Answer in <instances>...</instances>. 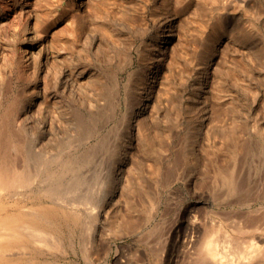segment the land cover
<instances>
[{
	"label": "rangeland",
	"instance_id": "1",
	"mask_svg": "<svg viewBox=\"0 0 264 264\" xmlns=\"http://www.w3.org/2000/svg\"><path fill=\"white\" fill-rule=\"evenodd\" d=\"M68 1L0 0V119L8 104L18 112L28 100L33 84L42 77L45 52L68 50L64 43ZM180 2L186 8L182 21L186 34L175 43L170 69L161 79L162 126L142 131L144 140L137 142L126 125L137 94L133 92L130 102L125 96L150 70L155 43L164 32L158 24L145 26L142 17L162 5L158 0L90 3L98 45L91 50L84 39L86 31L80 38L75 31V55L81 67L99 72L94 76L98 81H87L83 91L97 109L95 113L86 106H81V113H72L71 106L60 109L61 129L49 132V143H44L56 157L52 164L46 151L31 144L35 127L22 126L21 137L40 177H30L26 193L15 201L0 196V222L6 227L2 243L9 240L8 231L23 222L45 230L43 238L52 246L16 247L18 253L4 255L0 264H214L215 260L264 264V0L237 3L239 11L221 19L214 11L218 0ZM226 18L231 20L228 29H238L235 40L243 51L230 49L226 62L220 63L226 82L219 87L223 97L215 119L220 126L212 144L205 145L207 158H195L194 115L201 113L194 99L201 95L197 85L205 74L192 66L203 51L199 37L210 36L214 25H222ZM254 18L256 33L248 28ZM114 19L130 28H114ZM40 36L49 43L40 44ZM119 49H129L132 61L116 64L112 57ZM62 62L60 58L59 66ZM114 85L120 89L117 95ZM46 110L47 106L40 107L42 119L49 117ZM130 142L140 159L136 156L134 163L123 166V152L130 150ZM122 167L129 174L116 177ZM56 190L78 204L52 202L47 191ZM210 244L215 247V260L203 261Z\"/></svg>",
	"mask_w": 264,
	"mask_h": 264
},
{
	"label": "bare ground",
	"instance_id": "2",
	"mask_svg": "<svg viewBox=\"0 0 264 264\" xmlns=\"http://www.w3.org/2000/svg\"><path fill=\"white\" fill-rule=\"evenodd\" d=\"M158 1L161 3L162 8H157L152 12H150L149 14H144L142 17L143 21L141 22L145 26L150 24H158L161 27H164L163 30L164 32L163 34L159 35V39L155 43L156 48L154 49V59L150 67V70L139 78L140 80H138L137 84L135 85L136 90H132L128 88L125 96L126 99L125 101L130 102L133 92L137 94V98H136L137 102L133 104V108H132V117L131 119H129L128 124H126L127 127H129L130 129H132V131H134L135 133L134 141L136 142L137 140L140 139L144 140V133L142 131L151 132L157 130V128H161L162 126V124H160L159 112L162 109H164V106L160 105L158 107L161 100V90L163 88L161 79L166 75V71L170 69L168 62L170 58L173 56V49L175 43L176 42L181 43L186 34L182 24V21H184L185 19L184 15L186 14V8L180 5L181 3L180 0H158ZM93 2L94 0L68 1V6L66 9L70 12V15L67 18V22L65 26L67 29V35L65 36L64 43L67 44L69 52L68 50L63 52H56V51L48 52L47 50L43 55L42 63L40 62L41 64H40L39 73L42 75V77L38 78L37 81L33 84L30 90L28 100L25 102V104L21 105V108L18 110V112L16 110L17 107L14 108L13 105H9V104H8L9 106L7 105L5 107V110L3 111V116L0 119V196H4L8 200L13 199L15 201L17 198L22 197L26 193L28 187L30 186L32 179L34 180L35 177H38L40 175V171H39L40 168L39 169L38 167L36 168L35 166L36 163L35 162L33 163L32 160L33 156L30 154L28 147L26 146V141H24V139L21 137L22 133L20 131V128H22V126L25 127L27 124H30L31 126L35 127L36 133L34 134V137L31 140V144L34 143L37 146V148H39V151H44V152L46 151L45 153L47 159H49L47 160L49 161L48 164H52L50 162L56 157L54 156V153L51 151L50 148L47 149L48 146L44 147V143H49V140L47 139L50 137L49 132L54 134L55 130L61 129L60 124L64 122V120L61 118L62 114L60 113V109L63 112V110H65L64 108L68 109L69 106H71L72 113L73 111L81 113L82 112L80 111L81 106L84 107L86 106L89 108L90 111L92 112L94 111L95 107L93 108L92 106L94 102L91 103L92 100L88 102L89 101L88 97H85L86 95L85 96L83 95L86 91L85 92L83 91L85 88L84 85L87 84L86 83L87 81L91 82L93 81V79L94 82L98 81V78L95 77H97L99 72L98 74H96V71H89L80 66L78 62V58L75 55L76 44H77L76 42L78 39L74 37L75 34L77 33V38H80L83 36V32L86 31L84 35V39L88 40L89 48L93 50L94 48L97 47L98 35L94 31V29H92L91 26V22L96 21V16L95 15L91 16L90 6L92 4L90 3ZM248 2L249 0H218L216 6L214 7V11L216 12V15H218L217 17L221 19L223 15H227L228 13L235 14L236 12H238L239 9H237V3H239L240 5L242 4L244 5ZM256 19L257 18H254L250 20V22L248 23L249 30L251 31L254 30L255 33H256L255 29L258 26ZM230 22H231L230 19H227L226 21L224 20V23L222 25L219 24L214 25L213 30L211 31L212 34H210V36L208 35V37H205V35L201 34L202 36L199 37L202 40L203 51L202 53L199 52V54L194 59L193 62L194 65L192 66V68L197 73H204L205 79L199 81V84L197 85L198 88L197 92L198 93L201 92V95L200 97L194 99V101L197 103V107L199 108L201 114L194 115V119L196 122L195 126L198 135L194 139V143H193V151L195 152L194 155L196 156V157L193 156V158L194 157L207 158L208 155L206 151L208 149L205 151L206 149L205 145L212 144L213 141L212 138L214 136L213 133L217 132L216 130L220 126V122L218 123V121H216L215 119L216 115L219 114L218 112L220 106L219 101L222 99L221 97H223L222 95H219L220 93L219 87L224 85V83H226L225 76L222 74L223 65L220 63L221 61L224 63L226 62L225 56L230 49H233L235 52H241V54L243 51V49H240V47H238L235 40L237 39L236 36H238L236 35L235 31L238 29L236 28H235L236 30L228 29ZM112 23H114V28L116 29L119 28L122 29L124 26V24L120 19H114ZM104 24H102V26ZM52 27L53 26H51V28ZM238 27L241 26L238 24L237 28ZM126 28L129 29L130 27L127 25ZM75 31L77 32L75 33ZM233 36L235 38H233ZM42 37L43 36H40V38ZM48 43H49L48 38L43 37L41 39L40 44L46 45ZM60 58L63 61L61 66H59ZM112 60H115L116 64H118V62L125 64L126 60L129 63L130 61H132V58L129 55V49H126L125 51L119 49L113 55ZM123 60L125 61L123 62ZM188 79L189 77L187 78V80ZM103 82L105 83L106 81ZM107 85L109 84H106V86ZM115 88H116V93H114V95L115 94L117 95V92H119L120 89L117 86H115ZM100 91H102V88ZM91 94L93 93L91 92ZM97 94L99 93L97 92ZM93 98L94 96L93 97L91 96V99ZM215 102H217L219 105L217 104L215 105ZM42 105L47 106L46 112L49 113L48 118L45 116V118L42 119V114L40 112V107ZM76 115L78 116L77 113ZM80 118L81 117L79 116V119ZM80 122H82V120ZM257 126L254 125V128L256 129ZM129 146H130V150H128V152L127 151L123 152L124 157L121 160L123 166L125 163L127 164V166L129 162L130 164L131 162L134 163V161L137 160L136 156H138L139 154V150L138 153L136 152V150L134 151V147H135L134 143H132L131 145L130 142ZM138 146L139 145H137L136 143V148ZM48 150H50L51 153L48 154L47 153ZM45 164L47 163H44V165ZM47 167H49V165ZM125 168L124 169L123 167L120 168L117 171L116 177H125L127 173ZM53 171L54 170H52V172ZM46 174L48 176V173ZM128 174L129 172L127 173V175ZM58 175L59 174L57 173V177ZM50 176L51 175L49 174L48 177ZM30 177H32V179H30ZM47 195L52 198L51 199L52 202L59 204V206L72 207L78 204V203L76 204L77 201L76 202L67 201L59 194L57 190L55 192L47 191ZM35 217L40 218L38 217V214L37 216L35 215ZM45 220L48 221V218H45ZM40 221H42V219ZM133 225L135 226V224ZM133 225H131V227H133ZM32 226L33 227H30V225L28 226L23 222L14 225L12 229L8 231L9 240L6 241L5 243H2L3 241L1 240V237H3L5 233V232L3 233V228L6 227L3 225V222H0V256H1L0 258H3V256L8 253H10L9 255H12L13 253L15 254V252L18 253V251H16L15 249L16 247H27L29 246L30 243L36 245L40 244L41 246L42 245L52 246V244L50 243L51 241L49 242L48 240H45L46 237L43 238V236L45 235L44 233L45 230L42 231V229L36 227L35 224H33ZM48 228H50V226ZM46 232L51 234L48 231ZM211 238H209V241L212 240ZM209 246L210 249L209 250L207 249L208 251L205 252V255L202 254L204 255L203 261L206 260L208 262L207 259L215 260L216 251L215 249H213L215 247H213L214 246L213 245L211 249V244ZM244 255L245 256L242 257H246V254ZM199 258H201V256ZM214 264H220V263H216L215 260Z\"/></svg>",
	"mask_w": 264,
	"mask_h": 264
}]
</instances>
